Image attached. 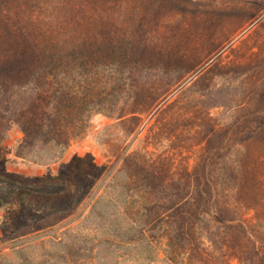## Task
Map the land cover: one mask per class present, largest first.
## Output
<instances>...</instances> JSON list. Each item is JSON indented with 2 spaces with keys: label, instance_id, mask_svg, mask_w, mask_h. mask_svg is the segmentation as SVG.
<instances>
[{
  "label": "rangeland",
  "instance_id": "rangeland-1",
  "mask_svg": "<svg viewBox=\"0 0 264 264\" xmlns=\"http://www.w3.org/2000/svg\"><path fill=\"white\" fill-rule=\"evenodd\" d=\"M263 20L264 0H0L22 80L0 78V264H264V145L215 164V211L193 173L258 99ZM36 48L67 57L7 68Z\"/></svg>",
  "mask_w": 264,
  "mask_h": 264
},
{
  "label": "trees",
  "instance_id": "trees-1",
  "mask_svg": "<svg viewBox=\"0 0 264 264\" xmlns=\"http://www.w3.org/2000/svg\"><path fill=\"white\" fill-rule=\"evenodd\" d=\"M262 24L264 26V20ZM45 41L47 42L43 43V47L49 44H57L56 41L51 39H45ZM45 49L46 50L42 51L44 55H41V53L37 51V48L33 51H28L23 55L25 60L24 65L17 62L19 59H16L14 63L11 62L7 64V68H12V65H16L22 70L21 73H23L27 68L33 67L37 63L38 66L42 67L41 64L43 62L47 65L52 62L54 58H59L61 61L67 57L63 51L57 52L48 48ZM2 67L3 66H0V78L5 76L6 78L8 77L10 81H15L19 78V75H11L10 72H4L5 75H3ZM16 81L22 82V80L19 79ZM1 86L3 91H5V86L9 88L10 84H5L4 81H2ZM257 94L258 99L250 110L238 115L234 121L224 127L212 128L211 132L205 138L204 152L193 170L199 188L198 200L200 205L198 209H200V212H211L217 209L215 188L210 173L215 164L227 154V151L236 143L241 144L248 139H252L253 143L264 145V85Z\"/></svg>",
  "mask_w": 264,
  "mask_h": 264
}]
</instances>
